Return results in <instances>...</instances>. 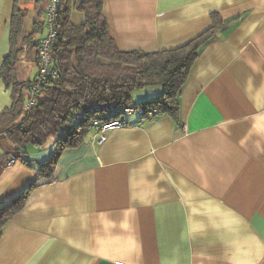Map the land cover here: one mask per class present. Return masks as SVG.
I'll list each match as a JSON object with an SVG mask.
<instances>
[{
    "label": "crops",
    "instance_id": "obj_1",
    "mask_svg": "<svg viewBox=\"0 0 264 264\" xmlns=\"http://www.w3.org/2000/svg\"><path fill=\"white\" fill-rule=\"evenodd\" d=\"M14 4L0 0V69ZM104 14L123 51L171 50L222 27L184 87L179 123L131 116L102 144L91 133L60 152L47 183L39 171L55 139L28 146L29 165L0 166V207L42 184L6 226L0 264H264V0H105ZM23 55L17 77L33 80ZM11 106L0 79V113Z\"/></svg>",
    "mask_w": 264,
    "mask_h": 264
},
{
    "label": "trees",
    "instance_id": "obj_2",
    "mask_svg": "<svg viewBox=\"0 0 264 264\" xmlns=\"http://www.w3.org/2000/svg\"><path fill=\"white\" fill-rule=\"evenodd\" d=\"M33 1L39 7L43 0H15L11 50L0 69V79L11 90L12 98V106L0 113V146L4 150L0 154V166L12 157L29 165L24 158L26 148H42L55 139L59 152L42 164L39 171V179H45L46 183L51 182L60 152L83 143L90 133V120L99 113H109L112 117L129 105L153 107L158 112L157 119L169 116L179 123L184 87L202 49L222 27L217 21L207 32L171 50L123 51L110 33L104 14L105 0H58V35L52 59L59 77L45 82L36 105L26 112L27 91L37 73L33 80L20 81L17 66L23 52L19 40L29 14L27 6ZM73 13L81 15L79 23L73 22ZM45 25L35 24L25 40L29 48H36V53L42 39L37 37ZM149 87H160L162 91L153 99L135 103L134 93ZM79 110H86V115L74 124L73 118ZM40 185L36 180L13 201L0 207V239L6 226L24 210Z\"/></svg>",
    "mask_w": 264,
    "mask_h": 264
},
{
    "label": "built area",
    "instance_id": "obj_3",
    "mask_svg": "<svg viewBox=\"0 0 264 264\" xmlns=\"http://www.w3.org/2000/svg\"><path fill=\"white\" fill-rule=\"evenodd\" d=\"M59 6L58 0H49L47 9V21L45 34L39 42L37 48V75L28 88V97L24 106L26 112H30L37 103V95L39 94L42 86L49 79H56L59 77V72L54 68L52 59V48L57 40V9ZM86 115V110L75 113L73 118L74 124H78L82 121ZM135 116L142 121H154L157 119L158 112L153 107H140L129 105L118 111L112 117L109 113H99L98 116L93 117L89 122L90 133H96L99 138V144L106 141V133L115 129H121L128 126L127 118ZM18 159L12 157L7 166H11Z\"/></svg>",
    "mask_w": 264,
    "mask_h": 264
},
{
    "label": "rangeland",
    "instance_id": "obj_4",
    "mask_svg": "<svg viewBox=\"0 0 264 264\" xmlns=\"http://www.w3.org/2000/svg\"><path fill=\"white\" fill-rule=\"evenodd\" d=\"M48 2L49 1H43V2H41V5L38 7V9L36 8V10H37V12L36 13H38V11L40 12V13H42L41 14V20L43 21H45V18H44V11H45V9H46V12H47V9H48ZM30 6H32V4H30ZM47 7V8H46ZM29 10H30V8H29ZM35 10V9H34ZM28 13H29V11H28ZM36 13H29L28 14V17H27V20H26V23H25V26H24V29H23V31H22V35H21V37H20V40H19V49H21L23 52H24V58L25 59H27V61H28V63H25L24 65H22V71L25 73V79H27L28 77H31L32 76V74H33V76L32 77H35V75H36V73H35V71L33 72V70H32V53H33V49L32 48H22V46H24V44L26 45V43H24L23 42V36H25V35H27V34H29L30 32H31V30H32V26H33V23H34V21H35V19H34V17H33V14H36ZM81 15L80 14H77V13H73V22L74 23H79V21L81 20V18L82 17H80ZM34 30V29H33ZM30 35V34H29ZM28 36V35H27ZM18 48V47H17ZM22 52V53H23ZM21 55V56H22ZM20 56V57H21ZM32 71V72H31ZM22 74V73H21ZM19 78L22 80L23 79V76H21L20 74H19ZM155 88H157V87H149L148 89H146V90H140V91H137V92H135L134 93V95H133V100H134V102L135 103H138L137 101V99H139V97H142V96H144L145 94H148V93H150V90H154ZM28 95V94H27Z\"/></svg>",
    "mask_w": 264,
    "mask_h": 264
}]
</instances>
